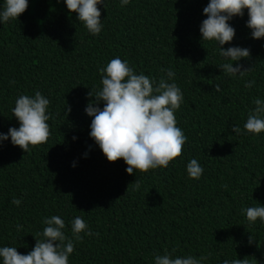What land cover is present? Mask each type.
<instances>
[{"label": "trees", "instance_id": "trees-1", "mask_svg": "<svg viewBox=\"0 0 264 264\" xmlns=\"http://www.w3.org/2000/svg\"><path fill=\"white\" fill-rule=\"evenodd\" d=\"M208 2L104 0L95 36L64 0H28L17 20L0 22V133L19 127L15 100L35 91L50 100L51 133L26 153L10 138L0 141V246L27 254L53 215L72 238L71 221L80 216L93 234L74 241L69 264H154L155 254L173 248L175 256H207L202 264L245 257L264 264V223L250 224L242 211L264 206V132L243 131L253 99L264 100V38L251 37L244 9L228 21L230 43L201 40ZM218 46L248 48L250 56L233 66L251 70L223 73L219 67L229 61ZM116 57L157 81L166 78L162 69L176 73L183 101L175 115L187 140L166 168L129 175L125 162H109L89 135L85 108L95 98L88 93L101 87L98 68ZM249 81L255 83L246 88ZM191 159L204 169L198 180L187 174Z\"/></svg>", "mask_w": 264, "mask_h": 264}, {"label": "clouds", "instance_id": "clouds-1", "mask_svg": "<svg viewBox=\"0 0 264 264\" xmlns=\"http://www.w3.org/2000/svg\"><path fill=\"white\" fill-rule=\"evenodd\" d=\"M104 0H64L69 13H76L77 20L93 36L102 30L100 10L97 7ZM130 0H120L126 6ZM28 0H4L0 7V22L7 23L25 12ZM247 9L246 26L251 30L253 39L264 38V0H209L203 8L206 19L201 22L199 32L201 40H214L222 46L230 43L235 36V29L228 23L234 16H243ZM219 55L226 61L219 68L229 76H244L251 68L242 69L239 63L242 58L250 56L248 48L231 46L219 47ZM166 78L158 81L143 73L137 74L128 62L119 57L111 59L106 66L99 67L101 87L88 93L94 97L85 108L92 117L90 137L99 146L109 162L122 159L127 165L126 172L132 175L135 171L147 172L150 169L166 168L171 161L183 154V146L187 140L183 130L177 126L176 111L183 101L180 87L174 82L176 73L171 69L163 70ZM172 81V82H169ZM255 82L249 81L246 88ZM220 91V85L214 86ZM103 102V108L94 106ZM50 100L40 91L33 96L20 95L15 100L12 115L19 122V127H10L8 133H0V141L10 138L12 145L18 146L24 153L30 146H38L50 137V119L48 107ZM254 107L249 111L243 131L251 134L264 132V100L253 99ZM231 131L242 134L239 126ZM75 139V137L73 138ZM190 179H199L204 171L196 159L186 165ZM133 190H138L140 181L131 183ZM12 204L19 206L21 200L13 198ZM247 221L252 224L260 220L264 223V206L244 208ZM45 227L37 233L35 245L27 254H21L17 247L0 246V264H69V257L74 252V241H82L85 235H92L84 219L76 216L71 221L72 238L65 235V222L57 215L43 220ZM21 226L17 225V230ZM98 235V234H97ZM253 236L249 237V243ZM176 249L165 250L163 254L154 255V264H202L207 256L199 258L193 255L175 256ZM222 264H250L247 257L243 259H225Z\"/></svg>", "mask_w": 264, "mask_h": 264}]
</instances>
